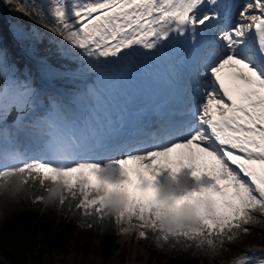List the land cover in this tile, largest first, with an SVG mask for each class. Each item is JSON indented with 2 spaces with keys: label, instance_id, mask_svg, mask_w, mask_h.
Masks as SVG:
<instances>
[{
  "label": "snow or ice",
  "instance_id": "1",
  "mask_svg": "<svg viewBox=\"0 0 264 264\" xmlns=\"http://www.w3.org/2000/svg\"><path fill=\"white\" fill-rule=\"evenodd\" d=\"M4 3L58 37L56 54L74 65L39 57V76L83 87L42 91L0 47V187L25 193L38 183L47 197L34 203L82 210L87 228L114 225L167 253L214 258L249 226L264 228V0ZM14 34L39 39L20 27ZM135 59L186 68L178 106L154 126L124 120L107 137L70 117L69 104L99 100L97 81Z\"/></svg>",
  "mask_w": 264,
  "mask_h": 264
},
{
  "label": "trees",
  "instance_id": "2",
  "mask_svg": "<svg viewBox=\"0 0 264 264\" xmlns=\"http://www.w3.org/2000/svg\"><path fill=\"white\" fill-rule=\"evenodd\" d=\"M17 27L26 34H38L39 39L35 42H18L14 34ZM58 39L0 0V47L21 76L29 72L32 74L35 87L39 86V82L27 50L34 49L49 56L54 64L74 67L56 54L57 44L52 41ZM56 81L73 87L67 80ZM41 196L46 198L47 193L38 183L25 193L13 191L8 185L0 187V202L4 197L9 199L7 207L0 203V264H62L59 259L68 257L79 259V264H91L90 261L95 259L100 261L99 264H110L114 259L125 262V254L131 253L133 249H129L133 244L144 264H211L218 255L205 258L202 255L193 257L190 253H167L158 249L152 240L137 239L136 234L129 235L126 245L127 239L117 232L114 225L106 229L96 226L89 229L82 210L68 211L66 207L33 202ZM249 227L251 234L244 236L243 243L252 239L264 244V228Z\"/></svg>",
  "mask_w": 264,
  "mask_h": 264
},
{
  "label": "rangeland",
  "instance_id": "3",
  "mask_svg": "<svg viewBox=\"0 0 264 264\" xmlns=\"http://www.w3.org/2000/svg\"><path fill=\"white\" fill-rule=\"evenodd\" d=\"M107 78H108V75H104L103 79L108 82ZM97 84H98V82H97ZM102 84H103L102 82H99L100 87H101ZM80 86L83 87V85H80ZM108 87H110V85ZM38 89L43 91V89L41 87H39ZM83 102H81L78 106H81ZM78 106H74L72 104H69V107L71 108V114L72 115L75 113V111H76ZM99 106H100V108L102 110V107L105 106V103L101 102L99 104ZM105 108H109V107L105 106ZM96 110H97L96 106H91V110L89 111V110L86 109L85 110V114L88 115L89 113H93ZM98 117H99V119H102L103 118V114L99 115ZM15 119L12 120V121H7V124L9 126L13 125ZM197 162H198L199 165H203L204 163H206V161H204V160H198ZM133 167L134 166H132V165L128 166L130 172L132 171ZM134 180H135V176H134ZM124 236L127 239V241L125 242L126 245H127L128 240H129V235H124ZM125 238H123V239L126 240ZM243 238H244V236H242L239 240H237L235 242V245H226L225 247L230 249V250H227V251H223L222 250L221 252H219L217 257H216V259L213 260L211 262V264H228L231 261V259L233 257L237 256L238 254H240L244 250L245 247H254L255 243H258V242H255L254 240L250 239L246 244H244L243 243ZM125 243H123L124 246H125ZM131 249H133L131 251V253L128 252V253L125 254V256H126L125 262H122L120 259H114V261L111 262L110 264H144L143 261H142V257L138 254V251H137L136 246L134 244L132 245V247H130L129 250H131ZM59 261H61L62 264H75L74 262H77L76 264H79V262H80L79 259L74 260V259H69V257L68 258L59 259ZM90 262H91V264H99L100 263V261L97 260V259H95V261H90Z\"/></svg>",
  "mask_w": 264,
  "mask_h": 264
},
{
  "label": "water",
  "instance_id": "4",
  "mask_svg": "<svg viewBox=\"0 0 264 264\" xmlns=\"http://www.w3.org/2000/svg\"><path fill=\"white\" fill-rule=\"evenodd\" d=\"M16 114L15 111L12 112V114L10 115V119Z\"/></svg>",
  "mask_w": 264,
  "mask_h": 264
},
{
  "label": "bare ground",
  "instance_id": "5",
  "mask_svg": "<svg viewBox=\"0 0 264 264\" xmlns=\"http://www.w3.org/2000/svg\"><path fill=\"white\" fill-rule=\"evenodd\" d=\"M198 163V162H197Z\"/></svg>",
  "mask_w": 264,
  "mask_h": 264
}]
</instances>
